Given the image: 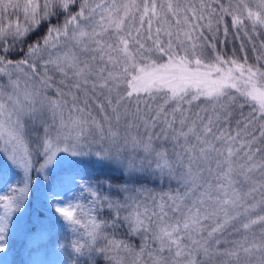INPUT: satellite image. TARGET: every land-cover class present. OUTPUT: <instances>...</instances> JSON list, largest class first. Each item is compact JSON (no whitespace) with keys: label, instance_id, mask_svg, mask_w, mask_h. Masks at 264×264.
Returning <instances> with one entry per match:
<instances>
[{"label":"snow or ice","instance_id":"snow-or-ice-1","mask_svg":"<svg viewBox=\"0 0 264 264\" xmlns=\"http://www.w3.org/2000/svg\"><path fill=\"white\" fill-rule=\"evenodd\" d=\"M37 192L71 264H264V0H0L5 258Z\"/></svg>","mask_w":264,"mask_h":264},{"label":"rangeland","instance_id":"rangeland-1","mask_svg":"<svg viewBox=\"0 0 264 264\" xmlns=\"http://www.w3.org/2000/svg\"><path fill=\"white\" fill-rule=\"evenodd\" d=\"M233 45L229 43L226 52L231 54ZM33 180H36V176H33ZM61 201L63 197L59 198ZM38 212H43L46 215L50 216L48 209L44 206L42 202V196L40 192L36 193V199L33 202V205L29 207L21 217H19L17 225L13 229H10V238L8 240V245L12 246V251L5 258L4 253H0V264H62V257L51 249H43L39 252L33 250L29 252V248L32 250V244L29 242V238L26 235V227L28 225V220L35 219ZM60 228L59 224H55L53 227V232L58 231ZM23 244H27L24 246ZM59 248V244L56 245ZM34 248V247H33ZM22 250V259L17 258L14 254L15 251ZM63 251V249H61Z\"/></svg>","mask_w":264,"mask_h":264},{"label":"trees","instance_id":"trees-1","mask_svg":"<svg viewBox=\"0 0 264 264\" xmlns=\"http://www.w3.org/2000/svg\"><path fill=\"white\" fill-rule=\"evenodd\" d=\"M152 186L155 187L156 185H152ZM164 186L166 187V184H165ZM134 242H135V243H138L139 241H138V240H134ZM23 245L28 247L27 244H23ZM33 247H34V246H32V250H31V248L28 249V250H30L29 252H32V251L34 250ZM14 254H15L16 256H18L17 258L23 260V259H22V250L15 251Z\"/></svg>","mask_w":264,"mask_h":264},{"label":"clouds","instance_id":"clouds-1","mask_svg":"<svg viewBox=\"0 0 264 264\" xmlns=\"http://www.w3.org/2000/svg\"><path fill=\"white\" fill-rule=\"evenodd\" d=\"M57 251L60 253V256L62 257V264H71V262L68 260L67 255L64 254L60 248H58Z\"/></svg>","mask_w":264,"mask_h":264}]
</instances>
